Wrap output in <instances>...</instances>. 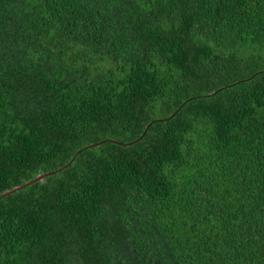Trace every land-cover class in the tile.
Instances as JSON below:
<instances>
[{"label":"trees","instance_id":"1","mask_svg":"<svg viewBox=\"0 0 264 264\" xmlns=\"http://www.w3.org/2000/svg\"><path fill=\"white\" fill-rule=\"evenodd\" d=\"M0 197V264H264V0H0Z\"/></svg>","mask_w":264,"mask_h":264},{"label":"water","instance_id":"2","mask_svg":"<svg viewBox=\"0 0 264 264\" xmlns=\"http://www.w3.org/2000/svg\"><path fill=\"white\" fill-rule=\"evenodd\" d=\"M103 143H105V142H101V143H98V144H95V145L89 146V147H87V148L84 147L83 149L78 150V151L76 152L75 156L71 159V161H70L66 166H64L62 169H67V168L73 163V161L75 160V158H76V157H77V156H78V155H79L84 149H95V148L99 147L100 145H102ZM115 144H117V145H122V144H120V143H115ZM128 145H130V144H128ZM62 169L58 170V172H60ZM52 174H54V173H49V174L41 175V176H39L38 178H36L35 180H33V181H31V182H28V183H26L25 185H23V186H21V187H18V188H16L15 190H13V191H11V192H9V193L3 195V197H6V196H9V195H12V194H14V193H16V192H18V191H21V190H24V189H26V188H28V187H31L32 185L38 183L39 181H42L44 178H46L47 176L52 175ZM0 199H1V197H0Z\"/></svg>","mask_w":264,"mask_h":264},{"label":"clouds","instance_id":"3","mask_svg":"<svg viewBox=\"0 0 264 264\" xmlns=\"http://www.w3.org/2000/svg\"><path fill=\"white\" fill-rule=\"evenodd\" d=\"M100 143H101V142H100ZM105 143H106V142H105ZM115 143H117V142H114V144H115ZM97 144H98V143H97ZM103 144H104V143H103ZM103 144H102V145H103ZM120 144H122V143H120ZM102 145H100V146H102ZM115 145H117V144H115ZM91 146H92V145H91ZM100 146H99V147H100ZM118 146H123V144H122V145H118ZM88 147H89V146H88ZM83 148H84V147H83ZM83 148H82V149H83ZM86 148H87V147H86ZM97 148H98V147H97ZM95 149H96V148H95ZM79 150H80V149H79ZM84 150H87V149H84ZM84 150H83V151H84ZM77 151H78V150H77ZM77 151H76V152H77ZM75 154H76V153H75ZM74 156H75V155H74ZM74 156H73V157H74ZM73 157H72V158H73ZM72 158H71V159H72ZM75 159H76V158H75ZM70 161H71V160H70ZM70 161H69V162H70ZM74 161H75V160H74ZM74 161H73V162H74ZM69 162H68V163H69ZM68 163H67V164H68ZM67 164H66V165H67ZM66 165H65V166H66ZM71 165H72V164H71ZM71 165H70V166H71ZM70 166H69V167H70ZM63 167H64V166H63ZM69 167H68V168H69ZM68 168H67V169H68Z\"/></svg>","mask_w":264,"mask_h":264}]
</instances>
